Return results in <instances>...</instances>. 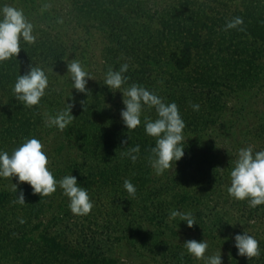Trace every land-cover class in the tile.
Segmentation results:
<instances>
[{
	"label": "trees",
	"instance_id": "trees-1",
	"mask_svg": "<svg viewBox=\"0 0 264 264\" xmlns=\"http://www.w3.org/2000/svg\"><path fill=\"white\" fill-rule=\"evenodd\" d=\"M173 2L153 13L147 0H93L102 31L109 41L107 53L113 61V69L118 70L127 62L128 85H143L166 101H174L186 123L183 132H200L218 123L214 118L221 108V88L245 90L248 83L251 88L258 82V60L264 53V0ZM234 17L243 18L244 24L240 26L243 31L224 30L225 24ZM153 19L156 29L150 24ZM35 61L25 58V53L21 52L16 60L0 63V91H4L0 98V134L3 135L0 149L9 153L24 142V138L41 133L42 106L59 104V99L44 96L38 105L29 108L14 98L12 87L17 75H23ZM100 95L101 91L99 95L93 91L91 101L85 93L81 95V105L71 123L86 152L95 159L99 157V161L94 167L81 168L75 162L72 167L82 171L77 182L87 189L89 196L99 199L101 194H109V203L114 204L115 211L121 208L119 199L127 206L129 199L133 200L123 187L124 180L130 179L136 187L135 195L141 198L137 212L129 209L126 216L117 217V229L113 231L107 225L102 240L98 238L100 232L86 235L83 227H75L77 217L70 211L69 203H61L53 195L40 197L33 194L30 185H23L17 188V195L23 191L26 204L20 205L14 203L16 193L2 189L0 264H116L98 244L111 239L128 241L138 253L162 264H192L186 253L181 255L182 249L171 248L163 236L165 229L176 233L167 223V210L180 204L197 206L202 196L174 193L178 198L175 201L168 197L174 190L168 183L150 186L147 191L148 158L155 139L145 134L143 122L136 129L127 130L118 119L119 113L118 116L104 114V118ZM192 104H199V111H194ZM143 115L155 119L154 110L145 109ZM137 144L140 156L133 163L122 156L121 151ZM207 168V184L217 183L225 175V170L219 173L214 166ZM203 178L197 179L196 184ZM142 190L145 193H141ZM240 204L244 203L239 200L234 203L235 206ZM48 210L50 219L43 224L40 218ZM243 212L253 216L264 214V204ZM19 214L22 216L18 217ZM21 219L24 223H20ZM58 225L64 226L58 228ZM75 229H80V235L70 240L68 235ZM259 247L264 250V239L259 241ZM229 251L232 264H264V251L252 259L237 255V249L236 253L232 248Z\"/></svg>",
	"mask_w": 264,
	"mask_h": 264
},
{
	"label": "rangeland",
	"instance_id": "rangeland-1",
	"mask_svg": "<svg viewBox=\"0 0 264 264\" xmlns=\"http://www.w3.org/2000/svg\"><path fill=\"white\" fill-rule=\"evenodd\" d=\"M3 2L23 9L26 17L33 23L34 31L38 35L37 41L35 44L22 42V50L19 54L24 52L25 58L36 60L34 64L42 66L46 74H52V76H48L49 87L45 96L48 99H59V104L56 106L46 105L40 108L41 133L37 134V138L42 141L47 152L49 158L47 167L57 180L69 174L77 178L82 174V171L73 169L74 162L81 168L82 166L83 168L94 167L99 161L97 159L99 157L95 159L86 152V146L82 140H78L75 136L72 124L62 131L56 127L45 125L47 115H55L57 111L66 107L65 100L66 103L73 104L71 114L74 117L81 105V95L84 93L71 89V81L66 75L67 59L80 60L84 68L91 74L93 80H89L86 85L91 93L87 94L86 98L91 101L92 92L96 91L99 95L101 91L100 111L103 115L117 114L118 116L119 113L118 119L121 121L120 111L124 107L122 94L118 91L113 93L103 82V73L109 66L113 68V61H110L108 57L109 41L102 31L103 26L100 24L101 19L96 6L93 4V0H3ZM173 3V0H147L153 13L160 12ZM155 22L153 19L150 24L152 28L156 29L157 23ZM258 65L260 68L257 71L258 82L254 85L251 84V88H249V83L248 89L245 90L221 88V108L216 114L217 117L214 118L218 123L205 127L200 132L184 133L185 155L177 162L174 172H165L158 176L149 165L146 173V178L149 179L147 191L153 185L168 183L170 188H174L169 192L168 197L175 201L178 198L174 193L202 196L197 206L190 207L180 204L167 210L168 215L173 209L190 210L196 217L197 225L189 228L185 222H180L179 218L170 221L168 216L167 223L176 233H171V229H165L163 236L171 248L182 249L181 253H186L192 264H205V262L195 259L186 252L183 246L186 240L206 239L209 242L206 256L215 254L220 249L223 264H232L229 250L232 248L236 253L233 239L236 234L247 231L258 241L264 239V214L253 216L243 212L245 209L249 211L252 207L246 200L241 201L244 204L235 206L234 203L238 200L233 199L227 192V187L230 185V171L237 158L238 150L250 145L254 147V151L264 150V53L258 60ZM70 89L71 97L69 98ZM3 96L4 91L1 90L0 98ZM102 124L105 125L103 122ZM2 136L0 134L1 141ZM88 150L91 152L90 147ZM101 162L100 164H102ZM210 166H214L219 173L225 170L224 177L214 184L205 183L207 180L205 174H208L207 167ZM203 176L202 182L196 184V180ZM10 182L17 183V180L15 177L10 181L0 179V191L2 189L11 190ZM23 185L28 187L27 183H20L18 187ZM141 193H145V190H142ZM51 195L58 198L61 203H69L59 186L56 192ZM90 199L94 207L87 215H75L77 220L74 221V224L77 228L83 227L86 230V235L100 232L98 238L103 240L107 225L113 231L117 227V217L126 216L129 209L136 213L141 198L133 196V200L129 199V206L125 201L119 199L121 208L116 211L113 208L114 204L109 203V194H101L99 199L91 196ZM50 212L48 210L41 216L43 224L49 221ZM19 215L18 217L22 216V214ZM216 225H220V228ZM63 226L58 225V228ZM79 231L80 229H75L73 233H69L68 238L76 240L80 235ZM112 234L117 235L116 232ZM226 237L227 240H225ZM98 244L105 255L113 259L116 264H162L141 255L125 240L111 239V241H100Z\"/></svg>",
	"mask_w": 264,
	"mask_h": 264
},
{
	"label": "clouds",
	"instance_id": "clouds-1",
	"mask_svg": "<svg viewBox=\"0 0 264 264\" xmlns=\"http://www.w3.org/2000/svg\"><path fill=\"white\" fill-rule=\"evenodd\" d=\"M242 17H234L229 20L224 30L244 29ZM38 35L34 31V25L26 17L23 9L0 0V63L17 58L22 50L21 43L35 44ZM67 72L71 81V89L77 92L91 93L86 85L93 80L91 74L84 68L80 60L73 58L66 61ZM129 70V64L123 63L118 70L111 66L103 73L104 85L113 93L122 94L123 108L120 118L127 130H134L143 122L145 134L155 139V145L151 147L149 164L156 175L165 172H174L176 164L185 155V136L183 130L186 123L182 118L178 105L168 102L163 96L143 85L132 83L128 85L129 77L125 73ZM49 87V79L44 68L31 63L23 75H17L12 87L14 98L22 102L23 107H33L41 102ZM69 90V98L71 97ZM66 107L55 115H47L45 125L64 130L76 118L71 114L73 104L66 103ZM109 107V105H106ZM194 111H199V104H192ZM145 109L155 111V119L144 116ZM143 116V121H142ZM128 139L130 140L129 136ZM127 143V141H121ZM121 155L135 163L140 156V145L128 146L121 151ZM49 158L44 144L37 137H26L24 142L14 148L11 153L0 149V179L15 177L17 183H11V191L16 193L14 203L24 205L23 191L17 195L20 183L30 185L33 194L48 196L56 192L59 186L63 194L68 198V207L74 215H87L94 204L90 199L86 188L77 182V178L71 174L57 180L47 167ZM123 187L130 196H135L136 187L130 179H125ZM229 196L240 201H247L250 207L264 204V150L254 151L253 146L242 147L238 150L237 158L233 162L230 171V185L227 187ZM169 220L179 218L191 228L197 225L196 217L192 211L170 210ZM20 223H24L21 219ZM178 228V226H177ZM144 230V229H143ZM228 238L226 237L225 240ZM234 247L237 255L248 259L256 258L264 251L259 247V241L247 231L236 234ZM186 252L197 260H203L205 264H223L221 250L215 254L206 256L209 242L206 239L197 241L186 240L183 243ZM182 253L181 255H183Z\"/></svg>",
	"mask_w": 264,
	"mask_h": 264
}]
</instances>
